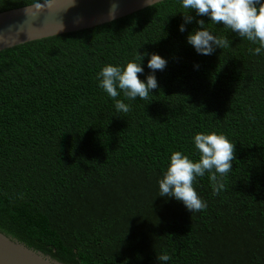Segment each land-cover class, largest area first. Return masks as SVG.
Here are the masks:
<instances>
[{"label":"trees","instance_id":"trees-1","mask_svg":"<svg viewBox=\"0 0 264 264\" xmlns=\"http://www.w3.org/2000/svg\"><path fill=\"white\" fill-rule=\"evenodd\" d=\"M189 11L162 0L0 51L1 231L63 264H264V48L194 10L181 32ZM201 19L229 46L198 54L187 36ZM137 53L145 82L151 54L167 61L158 88L113 99L99 73ZM211 132L236 159L217 195L197 177L207 207L190 213L159 181L173 152L198 161L194 137Z\"/></svg>","mask_w":264,"mask_h":264},{"label":"clouds","instance_id":"clouds-1","mask_svg":"<svg viewBox=\"0 0 264 264\" xmlns=\"http://www.w3.org/2000/svg\"><path fill=\"white\" fill-rule=\"evenodd\" d=\"M49 0H36L30 6L34 9V15L44 10ZM157 0H145V5L152 7ZM182 7L190 10L184 14V23L179 27L181 32L186 30L185 25L195 19L190 13L194 10L197 16H207L215 24H222L238 33L241 38H246L252 43H259L260 47L254 50L253 54H260L264 48V2L262 0H182ZM199 25L197 30L189 33L187 43L190 44L200 55H211L216 48L229 46L227 38L217 37L204 27V20H197ZM148 53H137L136 61H130L121 68L113 65H106L99 76L102 77L100 87L115 99L122 90L124 96L134 100L147 99L153 89L158 88V81L155 76L157 70L163 71L167 61L158 54H151L147 67L151 70L146 78V82L140 79L144 72L142 61ZM115 107L118 111H129V105L121 100H116ZM194 144L200 153L198 161H193L180 151L171 154L170 164L159 181L160 197L174 198L183 203L190 212H198L207 207L197 194L193 183L197 177H203L205 173H210L209 179L212 181L213 194H219L224 184L221 179L232 169V161L236 159L235 144L229 141L224 134L211 132L208 134L197 133L194 137ZM171 257L162 254L157 257L160 262H167Z\"/></svg>","mask_w":264,"mask_h":264},{"label":"water","instance_id":"water-1","mask_svg":"<svg viewBox=\"0 0 264 264\" xmlns=\"http://www.w3.org/2000/svg\"><path fill=\"white\" fill-rule=\"evenodd\" d=\"M162 0H157V2ZM44 3V0H40ZM36 0L0 4V51L34 40L91 28L145 7V0H49L34 15ZM0 264H63L0 230Z\"/></svg>","mask_w":264,"mask_h":264}]
</instances>
